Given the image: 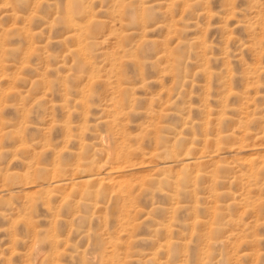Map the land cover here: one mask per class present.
<instances>
[{
    "label": "rangeland",
    "instance_id": "rangeland-1",
    "mask_svg": "<svg viewBox=\"0 0 264 264\" xmlns=\"http://www.w3.org/2000/svg\"><path fill=\"white\" fill-rule=\"evenodd\" d=\"M0 264H264V0H0Z\"/></svg>",
    "mask_w": 264,
    "mask_h": 264
},
{
    "label": "bare ground",
    "instance_id": "bare-ground-1",
    "mask_svg": "<svg viewBox=\"0 0 264 264\" xmlns=\"http://www.w3.org/2000/svg\"><path fill=\"white\" fill-rule=\"evenodd\" d=\"M113 170V169H112ZM116 170V169H115ZM111 171V170H110ZM108 172V171H107Z\"/></svg>",
    "mask_w": 264,
    "mask_h": 264
}]
</instances>
